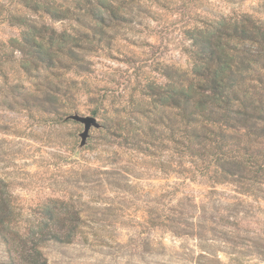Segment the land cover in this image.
<instances>
[{
	"label": "rangeland",
	"instance_id": "1",
	"mask_svg": "<svg viewBox=\"0 0 264 264\" xmlns=\"http://www.w3.org/2000/svg\"><path fill=\"white\" fill-rule=\"evenodd\" d=\"M241 12L264 19V0H134L131 21L86 51L87 71L72 62L32 74L8 43L21 29L0 15V182L24 218L58 198L81 219L72 243L42 246L47 264H264V199L164 169L174 158L143 155L118 136L139 82L162 80L165 64L189 66L186 31ZM45 74L61 91L53 104L38 97ZM74 112L101 123L82 147L83 125L65 119ZM0 264H9L1 239Z\"/></svg>",
	"mask_w": 264,
	"mask_h": 264
},
{
	"label": "trees",
	"instance_id": "2",
	"mask_svg": "<svg viewBox=\"0 0 264 264\" xmlns=\"http://www.w3.org/2000/svg\"><path fill=\"white\" fill-rule=\"evenodd\" d=\"M133 1L0 0V15L21 29L8 43L19 50L24 72L71 68L72 62L84 72L86 51L110 43V30L131 21ZM34 16L45 20L38 24ZM59 21L67 26L56 28ZM186 33L189 66L165 64L162 80L139 82L133 116L118 136L143 155L174 158L171 166L162 160L164 169L264 199V19L241 12ZM45 76L38 97L53 104L61 91ZM36 213L24 218L0 182V239L9 264H47L42 246L72 243L80 233L79 212L69 202L49 198Z\"/></svg>",
	"mask_w": 264,
	"mask_h": 264
},
{
	"label": "water",
	"instance_id": "3",
	"mask_svg": "<svg viewBox=\"0 0 264 264\" xmlns=\"http://www.w3.org/2000/svg\"><path fill=\"white\" fill-rule=\"evenodd\" d=\"M65 119H72L83 125V129L79 133V137H80L79 147H82L83 145L86 144L87 138L89 136L90 128L92 127L99 128L101 126V123L93 115H82L74 112L71 114H67L65 116Z\"/></svg>",
	"mask_w": 264,
	"mask_h": 264
}]
</instances>
